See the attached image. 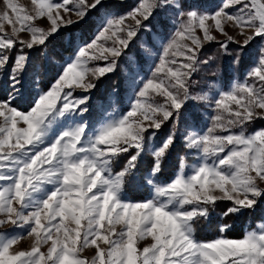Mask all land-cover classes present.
Returning <instances> with one entry per match:
<instances>
[{
	"label": "snow or ice",
	"instance_id": "6c2138e0",
	"mask_svg": "<svg viewBox=\"0 0 264 264\" xmlns=\"http://www.w3.org/2000/svg\"><path fill=\"white\" fill-rule=\"evenodd\" d=\"M126 6L125 0L41 2L39 15H47L50 30L29 24L32 39L28 42L13 39L22 29L14 27L12 35L0 34V71L10 68L15 93L0 103V226H27V234L35 237L30 250L11 251L23 233H0V264H264V228L260 225V230L249 231L238 240L201 242L193 230V222L208 219L217 201L232 202L223 213L229 216L255 211L264 200V187L260 186L264 183V129L250 134L244 130L257 118L264 119V47L247 74L260 86L237 84L221 92L212 102V125L203 133L198 106L189 103L194 99L189 91L192 75L201 63H207L198 59L202 41L196 30H203L204 40L213 41V25L206 22L214 21L215 29L226 37L220 42L223 54L232 56L233 64L238 65L255 38L264 41V0H226L210 15L198 12L193 0H138L130 11L121 13ZM232 6L238 7L227 11ZM6 8L22 26L35 19L21 15V7L12 0H7ZM59 9L74 12L85 23L94 14L102 26L95 39L77 45L72 62L65 65L51 88L38 95L27 112L18 111L10 105L24 88L22 74L28 56L23 49L45 45L49 36L59 32L58 19L65 26L78 23L63 20L58 11L53 16ZM169 10L180 26L164 47L163 59L146 80L130 75L128 88L134 96L130 108L121 116L99 122L95 132H90L88 120L83 118L89 113L91 97H73L72 91L64 90L74 85L84 91L95 87L91 81L84 83V72L77 68L93 78L113 72L143 34H159L157 23L167 27L166 21L154 20ZM3 20L13 23L7 12L0 14ZM227 21L242 34L245 30L251 33L235 54L229 45L236 42L223 27ZM100 39L105 46L99 55L90 54ZM68 40L75 42L72 36ZM17 43L19 52L10 59ZM91 60L106 63L87 69ZM156 96L162 102H156ZM75 117L82 122H74ZM167 125L171 130L164 139L158 145L149 143L156 137L155 130ZM179 126L185 130L183 137L176 134ZM235 128L240 131L232 132ZM218 130L228 134L219 135ZM181 139L188 155L199 161L187 175V157L178 151ZM174 156L179 171L161 183ZM118 159L125 163L113 175L112 165ZM126 186L132 191L148 187L150 193L132 200ZM217 189L220 195L215 194ZM116 225L123 226L119 232ZM219 227L224 232L230 225ZM148 236L154 243L138 249L137 240ZM49 242L47 252H42L41 246ZM89 246L96 248L90 260L81 255Z\"/></svg>",
	"mask_w": 264,
	"mask_h": 264
},
{
	"label": "rangeland",
	"instance_id": "374dc122",
	"mask_svg": "<svg viewBox=\"0 0 264 264\" xmlns=\"http://www.w3.org/2000/svg\"><path fill=\"white\" fill-rule=\"evenodd\" d=\"M7 0H0V14L7 12L9 18L13 21V23H9L8 20L0 21V34L12 35V30L15 27L19 30L14 36V40L19 41H31L32 33L28 28V25H34L36 27L42 28L46 31L51 28V21L47 18V15L40 16L39 15V4L43 3H61V0H12L13 3L19 5L22 9L21 15H30L35 17L34 20L25 22L22 26L21 23L16 19V14L13 13L10 9L6 8ZM138 0H125L126 7L121 8L119 11L121 13L127 12L131 10V6L136 5ZM226 0H193L195 8L198 12H203L205 14H212L215 12ZM248 2V0H246ZM72 7V5H69ZM236 7L232 6L227 11H235ZM251 7V5H250ZM251 10L254 12L255 8L251 7ZM57 11L59 12V16L63 18V20L71 19L73 21H78L77 24H72L70 26H65L62 20L58 19L57 24L60 25V30L57 34L51 37H55L63 31H67L68 28L75 27V33L72 35L75 42H72L73 53L66 55L64 59L58 60L55 59L56 65H58V70L56 72V78L59 74L64 70V67L67 63L72 62L73 56L75 55V51L78 44H83L85 42H90L96 38L98 31L101 28V24L97 23V17L93 14L91 20L88 23L81 21L79 17H77L74 12H64L63 9L54 10L53 16H56ZM87 19V18H86ZM159 20H164L167 22L166 28H161L157 23ZM154 23H157V30L159 34H143L139 40L135 41L134 46H130L129 52L127 54L128 58L122 56L117 63L116 69L108 73L102 77L93 78L91 73L82 69L77 68V72H84V83L87 84L89 81L95 84L94 88H90L87 91H84L82 87L73 86V89L65 88V91H72L73 97H80L84 95H88L91 99L88 102L89 113L84 115L85 120H88L89 123V131L94 133L96 128L99 126V122L107 121L111 119L113 116H121L123 115L131 106L133 101V93L128 88V80L129 76L132 74L138 75L143 80H146L151 76V70L153 67L159 62L160 59H163V50L168 41L173 38L174 32L179 28L180 21L177 20L175 14L169 10L163 16H157L154 20ZM209 25H213L211 28V35L215 37L213 41L204 40L203 30L197 29L196 35L201 38L202 47L198 51V59L201 61H207V63H201L197 72L193 73L191 78V87L189 89L190 94L194 97L192 101L189 103H195L198 106V112L202 117L199 129L200 133H203L207 127L212 125V117L214 115L215 109L212 107V102L218 97L221 92L229 91L233 85L237 84H256L259 87V83L252 77H249L247 74L254 66L260 48L264 47V41H261L260 38H255L249 46L245 49V54L241 57L240 63L233 64L232 56L224 55L223 51L220 48V42L224 41L226 37L214 27V21L211 19L206 22ZM224 31L228 33L229 36H232L233 41L236 43H231L229 45V51L235 54L238 52L239 45L243 44V41L246 38V35H250V31L245 30L246 34H242L240 28L236 27L232 21L223 22ZM39 35V34H38ZM68 35L65 36L66 45L70 42L68 40ZM47 39V40H48ZM46 40V41H47ZM110 44L111 41H108ZM187 43L191 44V41H187ZM144 44L146 47L142 48L141 45ZM39 45H33V47H37ZM105 46V41L100 39L98 41V48L94 50H90V54L99 55V52ZM32 47V48H33ZM28 56V55H27ZM29 62V56L28 61ZM106 62L103 60H91L86 63L87 69H92L95 67L104 66ZM27 68V66H26ZM25 68L24 73L22 74V80L24 81V88L22 95L16 96L12 101L10 106L16 107L18 111H24L21 108V104L26 102L27 97H30L32 100L36 99L38 95L44 93L48 89L51 88L56 78L53 80L51 86L47 90H43L41 88V78L39 74L27 72ZM7 75V79L4 80V76ZM7 91L8 98L10 95H15L12 92V84L10 80V68H5L3 71H0V92ZM203 97V99H202ZM7 99H3L0 97V103L6 102ZM29 99V98H28ZM156 102H162V97L156 96ZM34 102V101H33ZM59 106V102H58ZM233 107H236L233 105ZM30 109V108H29ZM28 109V110H29ZM27 110V111H28ZM24 111V112H27ZM3 121V118L0 117V122ZM74 122H82L81 118L75 117ZM148 123L147 121L145 122ZM18 126H20L18 124ZM258 129H264V119L257 118L253 123L246 125L245 134L254 133ZM171 130V125L162 126L161 129L155 130L156 137L149 140V143L153 145H158L161 140L169 133ZM153 131V129H149V132ZM232 132H239V128H235L231 130ZM185 130L183 126H179L176 128V134L180 137H183ZM217 134L219 135H227L228 132L218 130ZM183 139H181V144L178 149L181 155H186L185 161V169L184 172L187 175L191 167L195 164H198L199 161L192 158L188 155V150L183 148ZM149 159L152 157L149 156ZM125 161L122 159L116 160L112 165L113 175H115L118 171L121 170ZM143 171V170H141ZM179 171V165L176 157L174 156L171 164L164 172L163 177H161V183L166 182L165 178H171L175 173ZM261 187H264V183L260 184ZM50 187V186H49ZM129 191V199L132 200H141L146 198L150 189L148 187H141L138 190L132 191L129 189H125ZM216 195H220L219 190L217 189L215 192ZM227 200H221L217 202H222ZM232 203V202H229ZM226 210L221 211L222 214ZM221 214V216H222ZM245 215L242 219L241 223L244 229V236L247 232L252 230H260L258 225L261 228H264V200L258 202V206L255 211L245 210L243 213L238 215V220L241 219V216ZM225 217H221V223H225ZM2 218V217H0ZM210 215L208 219H203L202 232H207L208 227L205 226L208 220L210 219ZM196 221V220H195ZM195 221L193 222V230L195 239L201 242H209L218 238L224 239H241V238H229L225 235V231L221 232L219 237H216L213 240L205 241L197 237L196 230L197 227L195 225ZM44 222V221H42ZM232 224V223H230ZM74 226V225H73ZM107 227V225H106ZM123 226L116 225V231L119 232ZM236 229H234L235 231ZM0 233H7L9 236L13 234H21V239L13 246L11 251H19V250H30L34 244V234H27V226L24 228H17L16 226L8 223L6 225L0 226ZM49 244H45L41 246L42 252H47ZM101 247L107 249V245H104L102 242ZM154 243L151 236H148L142 240H137V248L143 249L145 246H150ZM96 254L95 246H89L85 248L81 255L83 257L89 258V260Z\"/></svg>",
	"mask_w": 264,
	"mask_h": 264
},
{
	"label": "trees",
	"instance_id": "16d2710c",
	"mask_svg": "<svg viewBox=\"0 0 264 264\" xmlns=\"http://www.w3.org/2000/svg\"><path fill=\"white\" fill-rule=\"evenodd\" d=\"M74 30L75 27L68 28L67 31H63L57 36L48 39L45 42V45H39L31 49L28 48L23 49L24 53H26L29 56V62L27 64L26 71L39 74V77L41 78L40 84L43 90H47L51 86L53 80L56 78L58 65H56L55 59L61 60L64 59L66 55L73 53V46L71 45V43L66 45L64 38L66 35L72 36L75 33ZM20 47L21 46L19 43H17L14 46L12 52L9 53L10 59L19 52ZM7 78H8L7 75L4 76V80H6ZM7 94H8L7 91H2L0 92V97H2L3 99H7L8 98ZM33 101L34 99L32 100L30 97H27L26 102L22 103L20 106L24 111H27L29 108L33 106ZM229 202L230 201L217 202V206L214 208V210L210 212L211 218L208 220V222L205 225L208 227L207 232L204 233L202 232L203 229H206L203 228L202 225L203 219H198L195 221V225L197 227L196 230L197 237L205 241H208V240H213L221 235L219 226L222 224L221 217L224 216L221 211L227 210L232 205V203ZM244 216L245 215L242 214L240 220L237 219L238 215H229L225 217L224 224L230 225V228L227 231H225V235L227 237L241 238L244 236V229L241 225V223L243 224V222L241 221ZM234 229L236 230L234 231Z\"/></svg>",
	"mask_w": 264,
	"mask_h": 264
}]
</instances>
